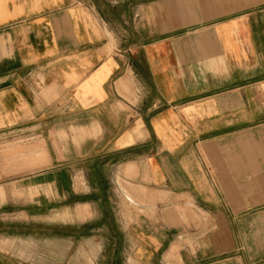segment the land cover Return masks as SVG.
Listing matches in <instances>:
<instances>
[{"label":"crops","instance_id":"obj_1","mask_svg":"<svg viewBox=\"0 0 264 264\" xmlns=\"http://www.w3.org/2000/svg\"><path fill=\"white\" fill-rule=\"evenodd\" d=\"M0 242L264 264V0H0Z\"/></svg>","mask_w":264,"mask_h":264},{"label":"rangeland","instance_id":"obj_2","mask_svg":"<svg viewBox=\"0 0 264 264\" xmlns=\"http://www.w3.org/2000/svg\"><path fill=\"white\" fill-rule=\"evenodd\" d=\"M53 217V216H51ZM33 229L35 230L36 234H37V239L39 238H42V233L45 232V234H47L49 231L52 233V235H56L58 234V232H62V230L64 231V227H59L58 225V222H54V221H51V222H42V223H35L33 225ZM68 232L72 231L71 228H69V226L67 227L66 229ZM40 248H39V251H38V254L37 256L38 257H42L43 254H44V250L42 245H43V242H41L40 244ZM0 251H3L4 252V255L7 254V255H11L14 254L12 252V248H11V245L7 244V243H1L0 242ZM53 251V250H51ZM51 259H52V263L53 262H57L58 261V253L56 254H51ZM66 261H70L71 263L74 262V257H73V254L71 255H67V260ZM88 261V264H90L89 262L90 261V258L87 259ZM20 264H31V263H25L24 260H19ZM34 264H38V263H34Z\"/></svg>","mask_w":264,"mask_h":264}]
</instances>
